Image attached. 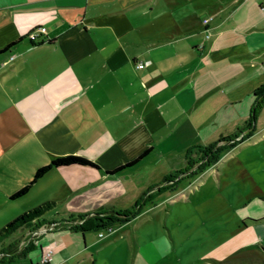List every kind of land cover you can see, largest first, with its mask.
I'll use <instances>...</instances> for the list:
<instances>
[{
    "label": "crops",
    "instance_id": "0c3cea01",
    "mask_svg": "<svg viewBox=\"0 0 264 264\" xmlns=\"http://www.w3.org/2000/svg\"><path fill=\"white\" fill-rule=\"evenodd\" d=\"M43 26L36 43L45 42L33 45L28 35ZM15 41L0 54V231L12 212L8 205L41 181L64 198L49 201L52 208L114 179L108 206L135 201L141 192L132 180L150 157L176 151L186 162L190 149L232 135L233 93L255 87L241 99L247 115L251 93L264 85V0H0V50ZM148 150L134 167L106 173ZM67 155L85 156L101 169H52L26 195L11 198L39 167ZM175 164L170 173L179 171ZM93 178L99 180L76 189ZM155 181L156 175L146 186ZM253 224L264 236V217ZM23 227L8 245L0 239V264H42L46 247L53 249L48 264H102L103 250L119 237L57 228L24 244L17 238L32 226Z\"/></svg>",
    "mask_w": 264,
    "mask_h": 264
},
{
    "label": "rangeland",
    "instance_id": "374dc122",
    "mask_svg": "<svg viewBox=\"0 0 264 264\" xmlns=\"http://www.w3.org/2000/svg\"><path fill=\"white\" fill-rule=\"evenodd\" d=\"M252 88L255 87H241L233 93L237 98V119L231 126L230 142L234 143L243 136L246 140L224 152L216 164L191 179L182 180L175 192L163 189L161 193L155 190L144 196L152 186L160 184L164 176L177 172L169 171L173 163L181 164L179 169H174L178 172L186 169L181 168L188 162H179L182 157L176 151L163 157H150L135 172L132 185L141 192L135 201L128 203L116 199L113 205L108 206L107 200L113 196L108 194L111 192L108 187L116 182L114 179L100 182L74 198L65 199L47 211L44 218L48 222L70 221L71 216L90 214L81 210L87 211L92 206H100L104 211L115 206L114 209L119 212H134L139 206L140 212L114 232L102 230L91 233L98 235L102 232V239L119 235L103 250L102 264H264V236H257L253 224L254 220L264 217V105L254 110L253 102L252 109L246 115L245 104L241 100L247 97ZM255 91L250 97L254 96ZM221 138L218 137L215 142ZM190 143L194 141L190 139ZM197 159L199 157L193 154L192 160ZM81 170L89 171L94 176L102 175L90 169ZM154 175L157 181L147 187V181ZM98 180L86 179L76 189ZM55 189L52 182L41 181L25 197L8 205V209L12 207V212L2 227L46 202L64 200L55 198ZM28 226L25 225L26 228ZM31 228L29 233L23 231L17 239L24 241V244L39 242L44 234L53 230L49 224ZM15 234L10 233L1 244L8 245ZM79 240L83 249L81 238ZM48 248L51 247H46L44 251Z\"/></svg>",
    "mask_w": 264,
    "mask_h": 264
},
{
    "label": "trees",
    "instance_id": "16d2710c",
    "mask_svg": "<svg viewBox=\"0 0 264 264\" xmlns=\"http://www.w3.org/2000/svg\"><path fill=\"white\" fill-rule=\"evenodd\" d=\"M29 37V35H28ZM30 38V37H29ZM32 41V40H31ZM19 41H15L10 43L7 47L0 50V54L10 51L13 46H15ZM45 41L39 42L43 43ZM54 40H48V43L52 44ZM33 45L39 44L36 41H32ZM260 105H264V85L258 88L254 92V110ZM251 121V120H250ZM232 137H222L219 141L212 143L207 146H196L190 149L187 152V162L188 167L184 171L177 172L175 174L169 175L163 179V181L154 188L149 189L144 196H147L154 190H159L161 193L164 191L163 189H167L168 192H175L177 190L178 184L184 179H191L192 177L196 176L198 173L203 172L206 168L210 167L212 164H216L220 157L224 152L236 147L237 144L242 143L246 140V137L243 136L240 139L236 140V142H230ZM230 142V143H229ZM229 143V144H226ZM145 152L137 159L125 163L124 165L116 168L112 171H106L108 175H113L119 173L125 169H129L134 167L138 164L149 152ZM196 154L197 159L196 161L192 160V155ZM69 166H81V167H91L96 169H101V167L93 160L82 157L79 155H67V156H60L56 157L51 160L48 165L39 167L32 179L29 181L27 185L23 188L15 192L11 198L17 199L24 195H26L32 186L40 180L43 176H45L49 171L56 168L61 167H69ZM195 167V169H193ZM192 169V170H191ZM180 178V179H178ZM178 183V184H177ZM177 184V185H176ZM55 205L54 202H47L38 207H35L20 216H18L15 220L8 223L1 231H0V239L5 238L10 233H13L17 229L25 226L30 225L32 227L40 228L45 224H49L53 226V229L63 228L69 229L74 232H87V231H102L105 230L109 233H112L116 230V228L121 227L122 225L131 221V219L137 215L140 211L139 206H136V210L134 212L126 211V212H119L114 209L109 211H100L98 213H94L93 215H79L78 217H71L70 221L62 220L59 222H46L44 219V215ZM9 254L11 258L14 256V251H10ZM21 256L22 253H19ZM4 257V255H3ZM2 257V258H3Z\"/></svg>",
    "mask_w": 264,
    "mask_h": 264
},
{
    "label": "built area",
    "instance_id": "2783aa9c",
    "mask_svg": "<svg viewBox=\"0 0 264 264\" xmlns=\"http://www.w3.org/2000/svg\"><path fill=\"white\" fill-rule=\"evenodd\" d=\"M212 20V18H207V19H205L204 20V24L205 25H208L209 24V22ZM46 32V27H41L40 28V30L38 31V32H33V33H31L30 35H29V37H30V39L32 40V41H37L39 38H40V36L43 34V33H45ZM209 36V35H208ZM145 65L143 64V63H141V64H138L137 65V67H139V68H143ZM99 236L100 237H103L104 236V234L101 232L100 234H99ZM52 258H53V249L52 248H48L47 250H45L44 251V253H43V256H42V258H41V263L42 264H48V263H50V261L52 260Z\"/></svg>",
    "mask_w": 264,
    "mask_h": 264
},
{
    "label": "water",
    "instance_id": "95a60500",
    "mask_svg": "<svg viewBox=\"0 0 264 264\" xmlns=\"http://www.w3.org/2000/svg\"><path fill=\"white\" fill-rule=\"evenodd\" d=\"M257 221V220H256Z\"/></svg>",
    "mask_w": 264,
    "mask_h": 264
}]
</instances>
